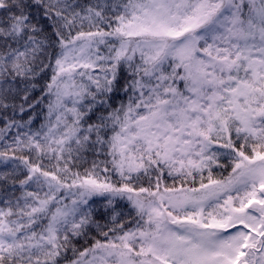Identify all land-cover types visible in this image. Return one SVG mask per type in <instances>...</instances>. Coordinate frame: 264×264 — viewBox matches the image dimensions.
Segmentation results:
<instances>
[{
  "label": "snow or ice",
  "instance_id": "obj_1",
  "mask_svg": "<svg viewBox=\"0 0 264 264\" xmlns=\"http://www.w3.org/2000/svg\"><path fill=\"white\" fill-rule=\"evenodd\" d=\"M0 264H264V0H0Z\"/></svg>",
  "mask_w": 264,
  "mask_h": 264
},
{
  "label": "trees",
  "instance_id": "obj_2",
  "mask_svg": "<svg viewBox=\"0 0 264 264\" xmlns=\"http://www.w3.org/2000/svg\"><path fill=\"white\" fill-rule=\"evenodd\" d=\"M38 94V93H37Z\"/></svg>",
  "mask_w": 264,
  "mask_h": 264
}]
</instances>
